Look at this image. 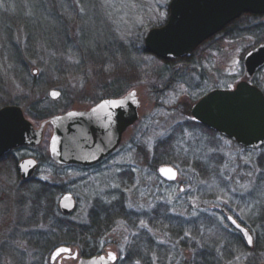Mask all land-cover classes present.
<instances>
[{"label": "rangeland", "instance_id": "1", "mask_svg": "<svg viewBox=\"0 0 264 264\" xmlns=\"http://www.w3.org/2000/svg\"><path fill=\"white\" fill-rule=\"evenodd\" d=\"M169 2L86 0L82 13L88 41L69 44L99 60L107 57V44H116V55L127 58L131 50L134 59L133 51L144 46L147 32L166 23ZM36 9L26 0H0V107L19 105L28 120L32 105L64 114L63 107L66 111L87 108L109 97L105 96L112 94L108 84L120 81L119 87L130 84L124 94L136 90L139 117L124 132L114 156L95 168L53 169L43 164L36 180L22 184L12 163L0 164V264H51L55 247L71 243L73 251L74 244L87 239L80 231L90 229L93 213L99 220L107 216L109 224L102 234L88 240L102 253L113 251L117 259L112 264L125 260L129 264H192L193 254L202 248L203 223L228 230L227 252L220 250V240L215 245L221 264H264V254L258 252L264 245V147L243 148L202 128L190 114V107L208 91L228 89L246 79L243 58L264 42V14L241 18L200 47L190 60L169 61L167 72L154 69L159 60L145 55L150 69L146 74L138 70L135 60L120 61L117 56L116 64L110 63L114 71L109 72L99 60L79 64L76 55L58 41L46 42L40 36L27 41L21 22L12 17L34 13L38 23L44 24L42 9ZM48 12L56 13L59 20L57 10ZM5 23L11 27L10 39L3 32ZM70 27L74 40L78 25L73 21ZM21 67L28 76L19 74ZM30 77L44 80L39 93L30 90ZM248 81L264 92V67ZM51 89L60 91L57 99L49 97ZM39 120L32 123L38 126ZM51 135L48 128L43 148ZM162 162L178 171L170 184L157 173ZM66 188L77 198L75 210L62 217L56 209V215L49 218L46 213L57 201L50 200L48 193L59 192V200ZM165 209L182 220L179 239L167 230ZM227 214L251 228L253 248L248 249L242 238V244H230L237 232ZM218 230H214L216 235ZM75 235L80 238L72 241ZM61 262L76 264L77 259Z\"/></svg>", "mask_w": 264, "mask_h": 264}, {"label": "water", "instance_id": "2", "mask_svg": "<svg viewBox=\"0 0 264 264\" xmlns=\"http://www.w3.org/2000/svg\"><path fill=\"white\" fill-rule=\"evenodd\" d=\"M245 13L264 14V0H170L166 23L147 32L145 48L164 60L185 57ZM243 64L247 79L264 66V42L245 54ZM247 79L239 81L232 90L217 88L208 92L191 106L190 113L206 126L239 143L262 145L264 94ZM59 96L60 91H49L50 98L57 99ZM138 107L136 90H130L115 99L104 98L90 110H69L50 117L47 121L53 127L49 140L51 158L60 164L86 167L102 160L116 149L126 128L137 121ZM45 123L34 128L20 106L1 107L0 156L20 145L39 144ZM34 168V160L21 161L18 165L21 178H29ZM161 169L171 171L162 172ZM157 172L167 182H173L178 177L177 169L170 164L160 166ZM59 206V210L69 215L75 207V200L71 194H65ZM229 220L251 246L252 242L249 243L248 239L251 237L252 241L251 233L232 217ZM62 249L66 251H60ZM57 252L59 255H56ZM60 256L77 259L76 264H112L117 259L111 250L90 257H78L77 250L61 245L52 251L50 262L54 263ZM58 264H62L61 259Z\"/></svg>", "mask_w": 264, "mask_h": 264}, {"label": "trees", "instance_id": "3", "mask_svg": "<svg viewBox=\"0 0 264 264\" xmlns=\"http://www.w3.org/2000/svg\"><path fill=\"white\" fill-rule=\"evenodd\" d=\"M26 1L27 3L30 2L31 4H33L34 8H37L36 10H39L41 8L44 14L43 18L44 19L46 18L45 23L42 24V23H38V20L35 18L34 13L12 17L14 18V20L17 19L19 20V22H21V26H23L27 41H31V42L37 41V38H39V36H40V39L42 38V40L46 42L58 41L62 48H65V49L67 48L68 51L71 50L72 55L74 54L76 55L77 59L79 60V64H82L87 60H92V59L96 61L99 60V58L88 57L89 55L86 56L85 53H82V54L79 53L78 50L76 49L78 45L73 48V46L69 44V41H80V42L88 41L86 39L87 36L85 35V26L83 23L85 20L84 14L82 13L84 7L86 6V0H78V2H80L79 5H73L72 3H69L70 2L69 0H26ZM52 9L57 10L59 12L58 14L59 20L56 19L57 17L56 13L48 12V10L50 11ZM244 17L254 18L256 17V15L249 14V13H246L245 15L243 14L238 19L226 25V27H224V30L232 24L235 25L236 22H238L241 18H244ZM73 21L78 25L77 34L74 35L75 37L74 40L71 38L73 36H71L70 34L72 32L71 31L72 28L70 27V25L73 24ZM3 26H4L3 32L7 35V39L8 38L10 39L11 33H12L10 25L9 24L7 25V23H5ZM73 33H74V30H73ZM106 47L108 48L107 57L104 58L103 60H99V62H101L100 64L101 66L104 65L105 68L106 67L109 68V72H110V70L114 71L113 66L116 64V61H117L118 55H116L117 52L115 48H118V45L113 44V47H112L109 44H107ZM74 49H76L77 51ZM82 49L83 47L81 46L79 50L82 51ZM130 53H131V50H130ZM130 53H127V56H126L127 58L125 57L120 58L118 56L119 59H121L120 61L122 60H127V61L133 60L134 61L135 60L134 63H137L138 70H141L143 73L146 72L147 74L148 71H150V69H148L149 65H147L144 62V57L145 55H147V56L153 57L156 61L159 60L157 61V64L154 69L157 68L158 70H161L160 71L161 73L162 71L167 72L166 69H167L168 61L161 60L151 55L145 50L144 46L140 47L139 51H136V50L133 51L134 59H131L132 53L131 54ZM122 56H123V53H122ZM127 61H125V63H127ZM110 63H112L113 66H111ZM21 68L22 70L19 71V74L25 75V73L27 72L26 68L24 67H21ZM26 76H28V73H26ZM28 81L30 82V85H29L30 90L32 89L34 92L39 93L43 89L42 88L44 84L43 79H40V78L36 79V78L30 77ZM119 83L120 81H117V82L112 81L111 83H109L108 89H111L109 91L112 94H107L105 96L110 95L109 97L115 99L116 97L123 95L125 93V90H127L130 87V84H126V85L124 84L125 86L122 85L123 87H119L118 86ZM66 108L67 107L65 108L63 107L65 111L67 110ZM27 113L31 118L37 119V120L48 118V117H51L57 114V112L56 111L54 112V109L51 107H38L36 105H32L31 107H29L27 110ZM157 162L160 163L161 161H157ZM164 163L166 162H162V164ZM206 177H209V175L206 174ZM163 213H164L163 215H165L164 222L167 226L168 232H170L173 239H179L180 235L183 233L182 220L173 214L167 213L166 209ZM94 215L95 214L93 213V217ZM108 216H109V213H108ZM93 217L89 220L88 226L90 229L89 230L82 229L80 231V233H82V235L80 234V236L86 237L87 239L86 240L81 239L80 241L77 242V244H74L75 246L76 245L79 246L80 256L82 257H90V256L100 253L97 247L94 246L91 240L89 241L88 238L89 236H92L95 238L96 236L102 234V232L105 230V227L109 224L108 218L105 220H99L98 218L96 217L93 218ZM85 228H88V227H85ZM214 230H218V229H214L213 226H208L207 223H203L202 232L199 231L201 233L200 242H201L202 248H201V251L193 254L192 264H221L218 254H216L217 252L215 249V245H216L217 239L220 240L222 244V246H220V250L227 252V249L229 248V243L224 242V238H228L225 236L228 230H224V229H222L221 231L218 230V232L220 233L219 235H216L214 233L215 232ZM191 231L194 232V229H192ZM80 236L75 235L72 241H75L77 238H80ZM232 238L235 241H231L230 244H233L234 242L236 243L239 242L240 244H242V239H241L242 237L240 235L237 234V236L235 237L231 236V239ZM124 264H129V262L125 260Z\"/></svg>", "mask_w": 264, "mask_h": 264}, {"label": "flooded vegetation", "instance_id": "4", "mask_svg": "<svg viewBox=\"0 0 264 264\" xmlns=\"http://www.w3.org/2000/svg\"><path fill=\"white\" fill-rule=\"evenodd\" d=\"M223 31H224V28L220 31V32H218L217 34H215V36H218L219 34H221V33H223ZM214 35L213 36H211V37H209L208 39H206L205 41H203L201 44H199L197 47H195V49L189 54V55H187V56H183V57H179V58H173V59H167V60H165V61H182V60H190V58H192V57H194L195 55H196V53H197V50L200 48V47H202L203 45H205V44H207V42L208 41H213L214 39V37H215ZM151 55H153V54H151ZM154 56V55H153ZM156 57V56H155ZM158 58V57H157ZM159 59H161V60H164V59H162V58H159ZM261 69V68H260ZM259 71V70H258ZM249 80V79H248ZM251 84H254V83H252L251 81H249ZM255 86H256V84H254ZM235 87V86H234ZM258 88H259V86H257ZM232 89H234L233 87H231V88H228V89H224V90H232ZM260 89V88H259ZM214 90V89H213ZM261 90V89H260ZM210 91H212V90H210ZM210 91H208V92H210ZM262 91V90H261ZM207 92V93H208ZM263 92V91H262ZM207 93H205L204 95H206ZM263 94H264V92H263ZM203 95V96H204ZM202 96V97H203ZM202 97H200L199 99H201ZM198 100V99H197ZM99 101H97L96 103H94L93 105H91V106H89V107H87V108H79V109H69V110H90L92 107H94V105L95 104H97ZM6 105H11V104H6ZM6 105H2L1 107H3V106H6ZM12 105H16V104H12ZM11 105V106H12ZM0 107V108H1ZM191 108V107H190ZM66 112V111H65ZM63 113V112H62ZM117 113V112H116ZM115 113V114H116ZM57 114H59V113H57ZM50 117H48V118H43V119H40L39 120V125L38 126H35L34 125V123H32V121H34V122H37V119H33V118H31V119H29L30 121H31V123L33 124V127L34 128H39L40 126H41V123L42 122H44V121H46V123H45V125H44V128H43V135H44V132L48 129V128H50L51 130H52V132H53V127H52V125L47 121L48 119H49ZM193 119L198 123L199 122V124L202 126V127H204V128H206V129H208V130H211V131H213L214 133H217L219 136L221 135V136H223V137H225V138H228V139H231V138H229V137H227V136H225V135H223V134H221L220 133V131H218V130H216V129H213V128H210V127H208V126H206L203 122H201L200 120H198V119H196V118H194L193 117ZM130 127V126H129ZM127 130V129H126ZM125 130V131H126ZM124 131V132H125ZM124 132H123V134H124ZM123 134H122V137H123ZM43 135H42V140H41V142L39 143V144H37V145H20V146H17V147H15L14 149H11L9 152H7V153H5V154H3L2 156H0V164H2V163H12V165H13V167L15 168V170H16V173L18 174V176H19V178L21 179L20 181H22V184H26V183H30L32 180H36L37 179V177H36V174L39 172V170L43 167V164H47L48 165V167H50V168H53V169H58V168H65V167H72V168H78V169H84V170H87V169H91V168H95V167H97L99 164H101V163H103L104 161H107L108 159H110V158H112L113 156H114V154L117 152V150H118V148H119V144H121V141H122V138H121V140H120V143L119 144H117L118 146L116 147V149L115 150H113L110 154H108L107 156H105L102 160H100V161H98V162H96V163H94V164H92V165H89V166H79V165H76V164H60V163H58V162H56V161H54L52 158H51V156H50V151H49V140H50V137H49V140H48V142L46 143V148L44 147L43 148V146H44V144H45V142H43ZM231 141H233L234 143H236L237 145H239V146H241V147H243V148H246V149H248V150H253V149H259V148H261V147H264V144H262V145H253V146H250V145H245V144H243V143H239V142H237L236 140H233V139H231ZM23 152H25L26 154L25 155H22L21 156V158L17 155V154H20V153H23ZM25 159H32V160H34V162H35V168H34V170H33V172H32V175L29 177V178H27V179H22L21 178V176H20V173H19V170H18V165H19V163L21 162V161H23V160H25ZM162 165H165V164H160V166H162ZM159 166V167H160ZM158 167V168H159ZM158 168H157V170H158ZM163 180V179H162ZM165 183H167V184H170V183H172V182H167V181H165V180H163ZM183 190V187L181 186L180 187V191H182ZM65 194H71L72 195V197L74 198V200H75V207H74V209L72 210V212L71 213H69V215L68 214H64L61 210H59L60 209V206H59V201H60V199L65 195ZM59 195V192L57 193H53V194H50V193H48V195L47 196H49L50 198H52V199H50V200H53L54 198V202L56 203V201H57V204H56V206L54 205V203H52V206H50V210H48V212L49 213H46V215H48V217L50 218H52L54 215H56V213H54L55 212V210L57 209L58 210V213H59V215H61L62 217H69L72 213H73V211L75 210V208H76V206H77V198H75L74 196H73V194L72 193H70L69 192V190L66 188L65 189V191H63L62 192V194H61V196H60V198H59V200L58 199H56L57 198V196ZM49 199V198H48ZM47 199V200H48ZM54 207H55V209H54ZM47 212V211H46ZM93 217V214L92 215H90V219ZM96 217V215H94V217L93 218H95ZM229 217H232L234 220H235V222H237L240 226H242V227H244V228H246L250 233H251V236H252V245L251 246H249L246 242H245V240H244V238H243V236H242V233L237 229V228H235L234 227V225L230 222V220H229ZM259 217V220L258 221H262L263 219H262V217H263V215L262 216H258ZM89 218V217H88ZM97 218V217H96ZM104 219H107V216H105V218ZM226 219H227V221H228V223L231 225V227L233 228V230H234V232H237V234H239L241 237H242V239L244 240V242L246 243V246L248 247V249H251V248H253L254 247V240H253V232H252V230H251V228L249 227V226H247L246 224H244V223H242V221L239 219V218H237V217H235L233 214H227V216H226ZM73 245V244H72ZM59 246H61V245H59ZM64 246H68V247H70L71 248V243L69 244V245H64ZM58 247V246H57ZM56 248V247H55ZM54 248V249H55ZM53 249V250H54ZM74 250H77V252H78V257H82V256H80V252H79V246H75V248H74ZM108 251V250H107ZM106 251V252H107ZM258 252H260V253H262V254H264V245L262 246V247H259V251ZM99 254H104V253H102V252H100V253H98L97 255H99ZM59 259H61V261H62V259H63V256H60V257H58L57 259H56V263L58 264V260ZM62 263V262H61ZM51 264H53V263H51Z\"/></svg>", "mask_w": 264, "mask_h": 264}, {"label": "snow or ice", "instance_id": "5", "mask_svg": "<svg viewBox=\"0 0 264 264\" xmlns=\"http://www.w3.org/2000/svg\"><path fill=\"white\" fill-rule=\"evenodd\" d=\"M53 95L55 96V95H57V93H53ZM161 171H162V172H165V171L170 172L171 169H168V170L161 169ZM248 239H249V243H251V237H249ZM60 251H66V250L62 249V250H60ZM56 255H59V252H57ZM110 258H111V257H110Z\"/></svg>", "mask_w": 264, "mask_h": 264}, {"label": "bare ground", "instance_id": "6", "mask_svg": "<svg viewBox=\"0 0 264 264\" xmlns=\"http://www.w3.org/2000/svg\"><path fill=\"white\" fill-rule=\"evenodd\" d=\"M144 38H145V37H144ZM143 43H144V41H143ZM261 43H262V42H261ZM259 44H260V43H259ZM255 47H256V46H255ZM144 48H145V44H144ZM145 50H146V48H145ZM146 51H147V50H146ZM102 99H104V98H102ZM102 99H100V100H102ZM100 100H99V101H100Z\"/></svg>", "mask_w": 264, "mask_h": 264}]
</instances>
